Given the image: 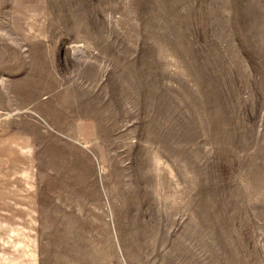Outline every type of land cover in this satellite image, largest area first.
<instances>
[{"label": "rangeland", "instance_id": "374dc122", "mask_svg": "<svg viewBox=\"0 0 264 264\" xmlns=\"http://www.w3.org/2000/svg\"><path fill=\"white\" fill-rule=\"evenodd\" d=\"M0 264H264V0H0Z\"/></svg>", "mask_w": 264, "mask_h": 264}]
</instances>
